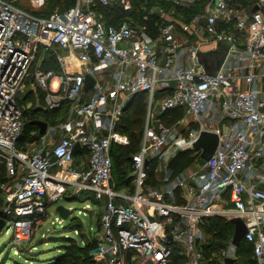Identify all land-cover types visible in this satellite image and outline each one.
<instances>
[{
    "label": "built area",
    "instance_id": "1",
    "mask_svg": "<svg viewBox=\"0 0 264 264\" xmlns=\"http://www.w3.org/2000/svg\"><path fill=\"white\" fill-rule=\"evenodd\" d=\"M212 1L155 0L144 19L152 14L162 22L151 36L136 29L130 17L107 24L95 10L117 5L132 13L133 0H77L48 17L0 0V161L7 173L20 167L23 174L2 211L3 228L12 225L15 244L30 239L33 224L68 187L101 204L102 235L93 252L100 264H168L176 247L183 250L185 264H202V224L214 216L241 218L247 228L243 238L252 246L251 264H264V0H252L257 10L242 14L235 13L232 0H218L214 9ZM173 7L203 9L184 16ZM221 40L229 50L211 75L199 60V45ZM41 50L55 57L59 68L35 69L44 108H64V119L48 127L59 135L51 147L43 141L19 149L18 95ZM110 67L118 68L113 82L100 81ZM86 74L95 79L88 98L82 97ZM139 92L147 95V114L133 154L131 188L119 190L111 184V147L128 139L115 126L128 99ZM154 107L159 115L182 108L184 116L166 125ZM211 113L229 121L225 129L210 125ZM180 124L186 131L178 129ZM201 130L219 135L208 159L174 179L167 170L171 183L162 191L147 187L149 166L156 172L155 164L169 162L177 152L196 151ZM76 143L80 147L74 151ZM78 153L87 158L85 165H75ZM234 249L230 244L222 255L232 257Z\"/></svg>",
    "mask_w": 264,
    "mask_h": 264
},
{
    "label": "rangeland",
    "instance_id": "2",
    "mask_svg": "<svg viewBox=\"0 0 264 264\" xmlns=\"http://www.w3.org/2000/svg\"><path fill=\"white\" fill-rule=\"evenodd\" d=\"M6 1L14 4L20 9H23L33 14H52L54 12H59L62 10L61 0ZM148 5V1H144L142 4L139 5V9L137 8L138 11L142 12V16L145 14V11L148 10ZM172 10L181 13L184 16L192 15L196 11V9L184 10L178 7H173ZM150 16L151 15H148V17ZM143 22L144 20L135 23L136 29H140L142 27ZM218 42L211 43L214 45L213 49L218 47ZM210 48L211 47L208 45H203L201 51L205 52L208 51V49ZM50 58L51 56L47 55V52L45 50L40 51L36 62L32 65L30 76L27 79L26 84L19 92V100L25 101L26 98L29 99L31 97H34L33 92L37 95V90L40 87L38 86L37 80L35 78V69L37 67L42 66V60L44 61L45 59ZM210 61L213 62L212 60ZM209 73L213 74L214 71H209ZM84 95L82 97H85ZM162 96L163 95H161L160 93L156 94V98L160 99L162 98ZM62 114L64 116L63 112ZM39 116L43 117L42 114ZM219 117V113H211L208 116V121ZM189 121L192 122V117L188 118V122ZM210 125L213 126L214 123H211ZM178 129L182 132L186 131V127H183L181 124ZM58 138L59 135L53 134V132H51L44 140L43 144H46V147H51L54 143H56ZM31 146L33 145H25V147ZM199 162L200 165L198 164ZM201 162L202 160H199V158H197L194 167L201 166ZM167 164L168 161H165V163H158V165L155 164V168L158 171L157 173H159L160 182L154 187H151L150 185H148L147 187H151L153 188V190L162 191V189H164L169 183H171L169 179H166V171L168 170ZM130 168L131 165L129 163L123 162L121 167L117 166L114 177L118 178L119 180H121L123 177L126 178L128 175H131V173H129ZM22 176L23 174L21 172V168L17 167L16 171H14L13 173H7L5 180L3 182H0L1 211H3V209L8 204V195L12 193L14 189L22 182ZM126 188L130 189L131 185ZM168 201L171 200L169 199ZM59 205H63L65 208L70 210L67 219H62L57 213L56 208ZM86 205L88 206L86 207ZM101 215V204L97 203L95 200L88 197V195L86 194L77 195L74 193L73 189L67 187L61 197L56 198L49 204L46 215L42 218H39L33 224L30 239L23 245H17L14 243L12 239L14 229L12 225H9V223L5 228L2 229V231H0V264H45L50 259H53L59 254H62L66 250V248L69 249L75 243L83 245L86 240H88V237L100 238L102 235V230L100 226ZM8 226L9 229L7 230ZM209 239H211L213 243H215L214 245L217 250H215L214 253L218 254V257H221V253H223V251L229 249L228 245H220L215 240H213L211 234L206 235V241L204 245L207 243V241L209 242ZM180 252L182 253L183 250L180 249ZM96 262L100 264L98 261Z\"/></svg>",
    "mask_w": 264,
    "mask_h": 264
},
{
    "label": "trees",
    "instance_id": "3",
    "mask_svg": "<svg viewBox=\"0 0 264 264\" xmlns=\"http://www.w3.org/2000/svg\"><path fill=\"white\" fill-rule=\"evenodd\" d=\"M77 0H61L62 11L67 10L68 8L74 6ZM144 1L152 2V0H133L134 11L137 12L139 16L142 18V12L138 11L139 5ZM234 3L241 4L243 7L252 6V0H233ZM149 6V5H148ZM95 10L98 13H101L104 17H112L115 15L116 17H123L124 14L121 10L105 7L102 5H97ZM134 13V14H135ZM33 14V13H31ZM51 14V13H50ZM50 14H34L36 16L48 17ZM160 24L159 18L157 16H150L148 20L142 23L143 29L146 32L151 34V36H155L157 33V28ZM43 68L46 69H54L55 71H59L57 61L55 57H51L50 59H45L41 63ZM37 96L40 104L44 103L45 92L38 88ZM19 105L23 110V126L22 132L17 142V147L19 149H25L26 144L33 143L38 139V127L33 124V121L38 119L37 113L39 110H35L34 108H24V101L19 100ZM49 112H57L58 114L64 112V108H60L55 111ZM124 114L120 118V121L116 124L115 130L120 134L127 136L129 142L124 145H116L113 144L111 147V158L113 161L112 168V184L116 189H122L129 185L131 175H128L126 178H122L119 180L115 178V170L118 167L122 166L123 162H127L131 165L129 173L132 171V155L138 152L140 147V137L143 130L144 120L147 113V95L145 92H139L134 94L127 103V107L124 109ZM184 116V110L182 108H174L165 111L160 114V119L166 124L171 125L173 123L178 122ZM199 154L196 153L195 150H185L177 152L168 162L167 168L171 172V179H174L187 169L194 166L196 159ZM149 178L147 180V185L151 187L158 185L159 183L155 178L154 166L150 165L148 168ZM7 175L6 164L0 161V182H3ZM175 200L177 203H183V200L179 197V190H175ZM0 207H1V199H0ZM0 216L2 217V211L0 210ZM202 231L206 235L211 234L213 240H215L220 245H226V242L232 240L234 225L230 220L225 219L221 216H214L207 218L202 224ZM206 241V239H205ZM213 241L209 239V242L201 247L202 252V264H222L224 261L223 257H218V254H215L216 247ZM66 246V245H64ZM69 246V245H68ZM98 247V240L96 238H89L86 242L81 245L75 243L69 249L50 259L45 264H98L93 256V252ZM237 262L239 264H251L254 262L252 246L249 244L244 238L240 241L238 247L235 251ZM186 258L183 253L180 252V248L176 247L171 259L168 264H185Z\"/></svg>",
    "mask_w": 264,
    "mask_h": 264
},
{
    "label": "water",
    "instance_id": "4",
    "mask_svg": "<svg viewBox=\"0 0 264 264\" xmlns=\"http://www.w3.org/2000/svg\"><path fill=\"white\" fill-rule=\"evenodd\" d=\"M218 0H213L210 8L214 9ZM257 10V6L253 7L251 12H255ZM225 40H221L218 42V47L215 49H210L208 51H199L198 57L200 62L203 64L206 72L208 74L214 75L222 66L227 52L229 50V43ZM212 60L213 62H211ZM214 71V73H209V71ZM95 84V79L89 75H85V83H84V91L88 92L93 88ZM33 124L38 127V134L44 135L48 130V123L46 121L36 119L33 121ZM219 142V135L210 130H201L197 141L194 143L193 147L196 150H201L200 157L203 160H207L208 157L213 153L217 144ZM80 147L79 143H76L74 146V151H76ZM149 165V161H145V166ZM57 213L60 215L62 219H67L69 216L70 210L65 208L63 205H59L56 208ZM231 223L234 225V232L232 236L231 243L236 248L238 247L240 241L243 239L244 235L247 232L246 225L244 221L239 217H233L230 219ZM5 225V219L0 217V231H2ZM169 238L172 236L169 235ZM225 262H233L231 257H225Z\"/></svg>",
    "mask_w": 264,
    "mask_h": 264
},
{
    "label": "crops",
    "instance_id": "5",
    "mask_svg": "<svg viewBox=\"0 0 264 264\" xmlns=\"http://www.w3.org/2000/svg\"><path fill=\"white\" fill-rule=\"evenodd\" d=\"M153 2H155V0H152V2L150 1V2H148L149 3V6H151L152 4H154ZM148 6V7H149ZM232 7L234 8V10H235V13L236 14H242V13H249L252 9V7L251 6H248V7H244L243 8V6L241 5V4H238V3H234L233 2V0H232ZM112 8H116V9H119V10H121L122 11V13L124 14V16L123 17H116L115 15H113L112 17H104V20H105V22L107 23V24H118L120 21H122V20H124L125 18H127V17H130V18H132L136 23H138V21H146V19H144V15L142 16V18H140V16H139V14H137V13H130V12H125V11H123L119 6H117V5H115V6H112ZM193 9H196V11H198V10H200V9H203L202 7H194V8H192L191 10H193ZM251 9V10H250ZM187 10H190V9H187ZM205 10V9H204ZM195 11V12H196ZM151 16H153L152 14H151ZM154 16H156V15H154ZM136 17V18H135ZM148 16H147V20H148ZM157 18H159L158 16H157ZM159 20H160V18H159ZM162 21H160V23H161ZM141 28H143V27H141ZM145 30V29H144ZM157 34V33H156ZM151 35V34H150ZM156 36V35H155ZM196 38V37H195ZM241 43H243V37H241ZM203 45H208V46H210L211 48L210 49H213L214 48V45L213 44H211V43H202V44H200L199 45V47H200V49H202V46ZM210 49H208V50H210ZM116 69H118V68H116V67H110V68H108L107 70H105L102 74H101V76H100V81H105V82H109V83H112L113 82V72L116 70ZM77 70H80V69H77ZM55 80H57V79H55ZM54 80V81H55ZM54 81H53V84H54ZM55 86H57V85H55ZM93 93V90L92 89H90L88 92H85L84 91V98H88L91 94ZM33 94H34V97H31V98H26L25 99V101H24V108H34L35 110H39L38 111V113H37V117H38V119H40V120H43V121H46L47 123H48V127H51V126H54V127H56V125L58 124V122L59 121H62L63 119H64V116H63V114H62V112L61 113H57V112H49V111H55V110H47V109H45L44 108V103L43 104H40V102H39V99H38V96L33 92ZM31 96H32V94H31ZM131 98V97H130ZM130 98L128 99V101L130 100ZM128 101H127V103H128ZM127 103H126V106H125V108L127 107ZM148 108V107H147ZM154 111V114L155 115H157V116H160L159 115V113H158V110H157V108L156 107H154V109H153ZM64 114H65V109H64V112H63ZM43 115V117H40L39 115ZM124 114V113H123ZM147 114V113H146ZM59 115V116H58ZM60 116H62V117H60ZM120 121V120H119ZM118 121V122H119ZM145 121V120H144ZM213 123H214V125H213V127L214 128H217V127H219V128H222V129H225V126L227 125V124H229V121L227 120V119H224V120H221V117H219V118H216V120H214L213 119ZM189 126V125H188ZM190 126H193V124L191 123V125ZM207 126H208V124H207ZM117 132V131H116ZM119 135H122L123 137H126L127 138V136H125V135H123V134H120L119 132H117ZM50 133L48 132V131H46V133H44V135H39L38 134V139H37V141H35V142H33V143H30L29 144V146L30 145H33V146H35V145H40V144H42V142L47 138V136L49 135ZM101 134H105V131H101ZM141 137H142V133H141ZM141 137H140V142H141ZM128 139V138H127ZM128 142H129V140H128ZM33 146H31V147H33ZM121 146H124V145H121ZM31 147H26L25 149H30ZM197 152L196 153H198L199 154V156H198V158H199V160L201 159L202 160V164L204 163V161L205 160H203L201 157H200V154H201V150H196ZM86 161H87V158H85L84 157V155H81V154H77L76 155V157H75V165H85L86 164ZM199 165H200V162L198 163ZM168 165V164H167ZM194 167V166H193ZM192 168V167H191ZM158 171H156L155 172V178H156V181L159 183L160 181V179H159V173H157ZM130 185H131V181H130V183H129ZM130 185H128L127 187H129ZM126 188V187H125ZM181 199H182V197H181V195L179 196ZM183 200V199H182ZM184 202V201H183ZM86 206H88V205H86ZM226 245H228V247H230V244H232L231 243V241H229V242H226L225 243ZM237 248V247H236ZM236 248L234 249V256H232L231 258L233 259V262H225V261H223L222 262V264H239L238 262H237V257H236V254H235V251H236ZM221 257H223V258H225L223 255H222V253H221ZM248 264V263H247Z\"/></svg>",
    "mask_w": 264,
    "mask_h": 264
},
{
    "label": "bare ground",
    "instance_id": "6",
    "mask_svg": "<svg viewBox=\"0 0 264 264\" xmlns=\"http://www.w3.org/2000/svg\"><path fill=\"white\" fill-rule=\"evenodd\" d=\"M57 85V80L54 81V86ZM62 221V220H61Z\"/></svg>",
    "mask_w": 264,
    "mask_h": 264
}]
</instances>
